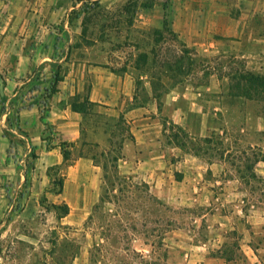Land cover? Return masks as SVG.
Instances as JSON below:
<instances>
[{
	"label": "rangeland",
	"instance_id": "1",
	"mask_svg": "<svg viewBox=\"0 0 264 264\" xmlns=\"http://www.w3.org/2000/svg\"><path fill=\"white\" fill-rule=\"evenodd\" d=\"M13 1L0 0V44H14L17 57L25 33L42 26L37 19L18 18ZM111 1L85 3L71 17L84 13L82 42L92 45L98 38L118 50L114 57L120 63L135 61L152 80L159 95L160 144L168 162L160 164L153 177L136 173L134 166L131 171L122 169L117 159L122 156L120 141L115 152L96 144L70 148L72 165L79 155L94 157L93 161L54 168L52 178L64 173L71 179L70 195L50 194L47 200L41 196L40 208L19 218L15 211L22 208L23 183L0 221L23 219L29 228L25 237L22 229L0 228V264H264V182L250 176L254 171L264 178V9H254L247 0H221L220 33L192 38L217 42L220 51L210 52L187 46L180 35L178 24L186 5H176L175 0ZM202 10L195 7L197 15ZM57 26L60 23L48 27ZM100 30L104 33L97 35ZM50 71L0 69V113L6 116L9 135L19 139L11 129L17 128L16 110L23 101L34 91L45 100L49 86L42 79ZM66 71L58 68L51 74L61 77ZM12 77L17 80L12 82ZM21 78L26 82L20 83ZM192 85L211 87L204 96L210 100L204 101L209 109L206 133L199 132L204 118L197 112L190 114L189 131L164 112L166 93L175 96ZM13 90L18 93L8 101ZM185 100L177 102L183 106ZM117 131L121 136L127 133V124L120 122ZM13 152L12 148L13 162L27 159L23 144ZM27 153H33L29 146ZM77 173L83 175V189L94 184L93 196L71 195ZM89 174L97 179H89ZM49 202H67L70 213L60 216L62 209H48Z\"/></svg>",
	"mask_w": 264,
	"mask_h": 264
},
{
	"label": "crops",
	"instance_id": "2",
	"mask_svg": "<svg viewBox=\"0 0 264 264\" xmlns=\"http://www.w3.org/2000/svg\"><path fill=\"white\" fill-rule=\"evenodd\" d=\"M125 1L118 0L119 3ZM88 2H98L103 5L112 3L111 0L13 1L18 7L16 11L18 18L26 16V19H37L42 29H29L25 33L24 43L18 50L17 57L13 55L14 44H0V69L16 68L29 73H33L36 69H49L50 75L42 79V83L50 86L55 82V88L50 94L47 106L40 98L41 94L34 91L30 98L22 102L21 108L16 110L17 128L11 130L26 148L27 159L23 158V163H15L8 158L10 138L5 134L8 126L5 114L0 113V183L3 184L0 188V216L6 209L12 208V202L17 200L23 183L25 187L20 195L22 208L18 212L15 211L19 218L29 217L36 212L40 208L39 199L43 195H70L68 187L71 179L66 175L61 193L50 190L52 183L48 168L63 161L59 146L61 140L70 143L71 149L96 144L106 152H115L116 148L119 150L116 142L120 141L122 156L118 157V160L122 169L131 171L130 166H134L133 171L138 174L155 177L159 172L160 164L168 162L165 150L160 144L162 138L159 129V95L153 88L152 80L142 74L135 61L133 64L127 59L120 63L114 57V53L118 50L101 44L98 38L92 45L81 41L80 38L85 36L82 24L84 13L78 18H72L71 12L76 9L83 10V5ZM247 2L254 4L256 6L254 9L260 7L264 9V0H247ZM174 4L188 7V10L185 9L181 13L178 24L180 35L186 37L187 46L210 52L220 51V46L215 41H209L208 44L201 38L199 41L192 38H196V35L202 37L210 34L211 31L220 33L217 23L222 18L221 0H175ZM196 6L203 7L202 13L198 15L195 13ZM153 22L154 20H151V23ZM52 23L57 25L60 23V26L48 27ZM200 25L201 30L198 29ZM103 33L100 30L97 35ZM32 36L36 38L33 44L27 42ZM58 68L67 71L56 79L51 73ZM10 79L12 82L17 80L13 77ZM23 82L26 80L21 78L20 83ZM197 88L193 85L182 88L175 96L172 91L166 93L164 112L174 123L188 131L192 128L189 122L190 114L197 112L204 118L200 121L204 123V127L200 126L199 132L206 133L208 126L205 117L209 115V109L206 108L204 101L210 102V100H206L204 96L211 87L206 85L205 88ZM17 93L18 91L13 90L8 94V101H11ZM77 95H80V99L86 97L93 107L84 112L73 109L72 101ZM171 96L173 100L170 99ZM183 97L187 104L182 106L177 101ZM170 102L169 109L167 103ZM217 108L214 106V109ZM120 122L128 126V132L123 133L122 136L117 131ZM46 123L53 128L49 147L42 138ZM28 146L37 155L36 157L33 158L32 154L28 155ZM93 159L94 157L79 155L75 163L69 166L77 167L82 160L93 161ZM94 174H89L87 177L95 181L97 177ZM75 176L78 178V183L71 195L91 197L96 193L94 184L82 188V174L77 173ZM6 183L9 185L6 186ZM70 210L69 206L68 214ZM3 225L22 229V237H25L24 230L29 228V223L23 219L0 221V228ZM1 259L0 253V261Z\"/></svg>",
	"mask_w": 264,
	"mask_h": 264
},
{
	"label": "trees",
	"instance_id": "3",
	"mask_svg": "<svg viewBox=\"0 0 264 264\" xmlns=\"http://www.w3.org/2000/svg\"><path fill=\"white\" fill-rule=\"evenodd\" d=\"M54 76L57 79L58 76L56 74H54ZM54 88H55V82H52L50 84L49 88L47 87L46 93H45V96H44L45 97V100H44L45 106L48 105V99L50 97L51 92L54 90ZM79 97H80V95H77V96L74 97V100L72 101L73 109L80 110V111L84 112V111H86L88 109H91L93 107L92 103L86 97H84L83 99H80ZM5 134L8 135L9 138H10V145H9L8 150H7L8 158H9L10 154L12 152L13 146L14 145H21L22 142H21V140L9 135L7 133V131H5ZM52 135H53V128L51 126H49V124L46 123V127H45V130H44L42 138L46 141V144H47L48 147L50 145V139L52 138ZM59 146L61 147V151H62V155H63V161L60 164L52 165V166H50L48 168V174H49V176L51 178H52L51 171L54 168L61 167V166L66 167V166H69L71 164V149H70L71 144L66 142V141H62L61 140V141H59ZM36 156L37 155L33 152L32 153V157L34 158ZM250 176H251V178L255 179L256 181L264 182V178L259 177L254 171L252 172V174ZM64 178H65V174L64 173H62L59 176L58 179L57 178H52V180H51L52 185L50 187V190L52 192H55V193H61L62 190H63ZM42 197L44 198V200L45 199L47 200V196L43 195ZM47 208L48 209L54 208L56 210H57V208L58 209L59 208L62 209L60 216H65L69 212V206L66 203H64L62 205H59V204H57L55 202H49V204L47 205Z\"/></svg>",
	"mask_w": 264,
	"mask_h": 264
},
{
	"label": "built area",
	"instance_id": "4",
	"mask_svg": "<svg viewBox=\"0 0 264 264\" xmlns=\"http://www.w3.org/2000/svg\"><path fill=\"white\" fill-rule=\"evenodd\" d=\"M19 146H20V145H14V146H13V151H14L13 153H14V154H16L17 148H18Z\"/></svg>",
	"mask_w": 264,
	"mask_h": 264
}]
</instances>
